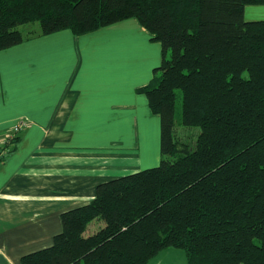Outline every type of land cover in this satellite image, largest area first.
<instances>
[{
  "label": "trees",
  "instance_id": "trees-1",
  "mask_svg": "<svg viewBox=\"0 0 264 264\" xmlns=\"http://www.w3.org/2000/svg\"><path fill=\"white\" fill-rule=\"evenodd\" d=\"M249 6L264 0H0V51L134 19L163 53L137 90L161 120L160 164L101 184L21 264H149L168 248L188 264H264V21Z\"/></svg>",
  "mask_w": 264,
  "mask_h": 264
},
{
  "label": "crops",
  "instance_id": "crops-1",
  "mask_svg": "<svg viewBox=\"0 0 264 264\" xmlns=\"http://www.w3.org/2000/svg\"><path fill=\"white\" fill-rule=\"evenodd\" d=\"M245 18L264 21V6ZM151 38L132 19L0 51V150L24 123L0 163V264L51 247L101 184L159 164L161 120L137 93L163 61Z\"/></svg>",
  "mask_w": 264,
  "mask_h": 264
},
{
  "label": "rangeland",
  "instance_id": "rangeland-1",
  "mask_svg": "<svg viewBox=\"0 0 264 264\" xmlns=\"http://www.w3.org/2000/svg\"><path fill=\"white\" fill-rule=\"evenodd\" d=\"M34 26H33V28H35L36 30H39L38 24H36ZM26 27H28V26H26ZM179 110L182 113V107ZM140 115H142V114H140ZM197 132H199V130H197ZM160 162H159V164H160ZM158 165H150L146 169L154 168V167H157ZM149 264H188V260H187V255H186V252L184 249H182V248H168L166 250L161 251L154 259H152L151 262H149Z\"/></svg>",
  "mask_w": 264,
  "mask_h": 264
},
{
  "label": "built area",
  "instance_id": "built-area-1",
  "mask_svg": "<svg viewBox=\"0 0 264 264\" xmlns=\"http://www.w3.org/2000/svg\"><path fill=\"white\" fill-rule=\"evenodd\" d=\"M23 125H24V123H20L12 131H10L7 134L6 141L8 142V140L16 138L20 134V130H21Z\"/></svg>",
  "mask_w": 264,
  "mask_h": 264
}]
</instances>
